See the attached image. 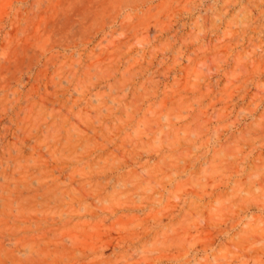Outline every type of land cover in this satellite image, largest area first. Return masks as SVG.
I'll use <instances>...</instances> for the list:
<instances>
[{"label":"rangeland","instance_id":"rangeland-1","mask_svg":"<svg viewBox=\"0 0 264 264\" xmlns=\"http://www.w3.org/2000/svg\"><path fill=\"white\" fill-rule=\"evenodd\" d=\"M21 1L0 264H264V0Z\"/></svg>","mask_w":264,"mask_h":264},{"label":"bare ground","instance_id":"bare-ground-1","mask_svg":"<svg viewBox=\"0 0 264 264\" xmlns=\"http://www.w3.org/2000/svg\"><path fill=\"white\" fill-rule=\"evenodd\" d=\"M21 2H23V0L21 1ZM23 4V3H22ZM13 11V10H12ZM14 13V12H13ZM25 15H26V13H25ZM21 17V16H20Z\"/></svg>","mask_w":264,"mask_h":264}]
</instances>
